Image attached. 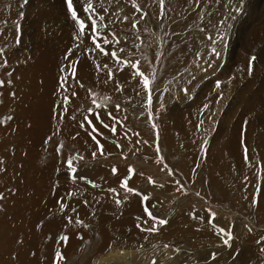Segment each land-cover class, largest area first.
I'll return each mask as SVG.
<instances>
[{
    "label": "rangeland",
    "instance_id": "rangeland-1",
    "mask_svg": "<svg viewBox=\"0 0 264 264\" xmlns=\"http://www.w3.org/2000/svg\"><path fill=\"white\" fill-rule=\"evenodd\" d=\"M73 2L78 15H86L77 0ZM92 2L97 12L105 17L103 24L107 27L98 24L101 36L108 33L110 43L104 47L109 51L117 50L130 64L139 60V70L149 78L152 102L147 103L142 78H133L130 64L120 71V65L110 54L104 55L94 48L88 39L87 27L91 25L87 21L86 34L76 38L79 25L71 19L65 0H9L12 10L18 11L12 12L15 24L31 45L38 44L40 31L21 12L27 6L43 4L50 15L47 42L51 55L65 65L70 58L73 61L74 75L73 68L68 69V66L63 65L71 73L61 71V77L66 78V124L72 122L76 127L85 128L89 125L85 117L90 119L93 112L108 114L107 111L117 112L118 122L112 124L116 133L106 128L95 133L97 153L88 156L84 152L86 148L74 143L81 133L79 128L66 127L64 138L44 135L40 121L46 116V103L37 98L35 105L33 96L24 102L20 97L28 96L29 92L13 99L5 87L17 86L15 65L0 68V79L11 81L0 88V100L4 101L0 104V193L5 197L0 201L3 206L0 211V264L5 255L10 256L11 262L21 264H29L28 258H34L26 248L27 255L18 259V254L24 253L19 229L24 218H32L40 205L37 200V203L31 200L36 196L39 200L38 194L43 192L45 184L41 172L45 175L47 171V177L53 179L50 186L54 195L66 194L61 190L63 185L74 197L76 193L88 195L94 187L96 190L95 196L90 195L94 203L93 208L88 209L90 218L71 226L72 230H78L75 232L78 238L71 239L66 230L62 234L68 236L66 242L59 239L55 230L38 238L41 251L53 259L52 264H57V252L63 256L59 264H95L111 250L127 247L139 249L144 254L120 264H153V261L155 264H262L259 258L264 257V252L260 248L264 244L256 241L264 237V223L257 219L256 207L264 186L263 154L259 149L264 140V0H165L164 9L160 8L158 0ZM141 10L147 16L142 17ZM125 16L127 21L123 20ZM137 20L139 24L134 28L132 25ZM218 35L226 37L223 43L216 39ZM117 38L119 43H113ZM213 47L219 55L212 52ZM121 48L124 52H119ZM69 51L71 55L66 60L65 54ZM31 56L34 62L36 54ZM253 56L256 60L249 75V60ZM85 65L94 70L82 73ZM109 71L113 79H108ZM8 72L12 75L8 76ZM217 83L221 85L219 88ZM117 84L122 85V91L117 90ZM59 98H54L57 104ZM155 102L159 103L158 107ZM116 105H120L119 110ZM166 106L172 110L165 112ZM56 108L59 107L53 109ZM161 111L162 115H158ZM8 116L14 119L7 120ZM100 117L93 119L102 124ZM38 124L42 128L36 127ZM256 129L263 135L255 132ZM167 133L175 142L172 146L165 142ZM234 133L238 134L242 145L236 152L223 147L225 140ZM197 142L199 156L194 149ZM179 145L188 151L180 150ZM212 155L219 157L221 167L225 164L226 168L230 167L232 171H228V176L231 178L239 174L235 164H241L239 168L245 170V174L244 178H239L238 185H223L221 176L210 174L208 159ZM69 159L77 169L76 176L70 174ZM129 167L134 169L133 178L134 175L139 177V180L135 178V184L131 178L133 181H129L133 184L129 186L139 195L121 187L122 180L129 175ZM113 168L117 169L116 174ZM169 171L173 174L169 175ZM149 177L154 183L148 182ZM177 180L183 186L182 192L177 191ZM246 190L252 191L250 198L245 196ZM236 192L241 199L238 204L234 197ZM118 199L122 203L117 204L113 212L108 211L111 201ZM25 200L31 203L26 205ZM123 201L128 204L127 210ZM28 207L34 211L29 210V216L23 215L21 212ZM148 211L168 223L157 225L158 231H146L153 226ZM41 212L44 214L45 210ZM95 213L97 219L93 218ZM11 214L13 216H9ZM200 219L208 224L205 229L210 235L188 228L183 232L185 236H180L178 231L182 224L204 227ZM238 222L243 225L241 229H238ZM221 228L231 233V247L223 245L225 236L220 234ZM135 233L143 236L136 238ZM248 235L251 238L247 240ZM248 249L252 251L246 252ZM212 253H216L215 259ZM40 254L37 255L39 259ZM37 256L35 260L40 261ZM118 259L104 264H116ZM42 262L43 259L39 263Z\"/></svg>",
    "mask_w": 264,
    "mask_h": 264
},
{
    "label": "bare ground",
    "instance_id": "bare-ground-1",
    "mask_svg": "<svg viewBox=\"0 0 264 264\" xmlns=\"http://www.w3.org/2000/svg\"><path fill=\"white\" fill-rule=\"evenodd\" d=\"M4 5H6V10L4 9ZM12 9H13V6L9 4V0H0V48L4 50L3 57L7 59V62H8L7 64L13 63L15 65V73L17 76V83H16L17 86H6L5 88L9 92H14L15 95L17 96L25 95L29 92L28 96H24L20 98L24 102H28L31 96H33L35 105L37 103V98H42L43 103L44 102L46 103V108H47V110L45 109L46 116L42 117L43 118L42 120L40 118H37L38 120L39 119L41 120V121L39 120L40 124L44 126L42 133H44V135L46 136L50 135V137L59 136V137L64 138V135L66 133V127L79 128V127H76V125L72 122H68L66 124V99H65L66 98V83H61V81L66 80V78L61 77V71L63 72L65 70L66 72L71 73V71H69L68 69L73 68L72 67L73 61L71 58L68 61H66L68 69H64L63 65L65 66V62L59 61V60L56 61L57 59L51 55L49 48H48V42H47L48 31H49L48 30L49 24L47 23V21L50 20L49 19L50 15L46 11L45 6L43 4L35 5L34 7L27 6L25 10L21 12L25 17L30 19L35 24L37 29L40 31L39 32V42L37 45H31L27 42L26 34L16 26L14 17L12 15V12H18V11L12 10ZM17 41L19 42L17 43ZM32 53L36 54L34 62H32V56H31ZM13 55L15 57H13ZM87 70H94V69L88 65H85L81 68L82 73L86 72ZM99 80H102V79L100 78ZM52 96L53 97L55 96L56 100H57V97L58 98L60 97L59 102L57 101L58 104L56 103V100L54 99L55 97L53 98ZM39 100L40 99H38V101ZM155 103L157 104V107H158L159 103L158 102H155ZM15 104L17 108H19L18 100L15 101ZM54 106H58L59 108L53 109ZM163 110H165V112H168L172 110V107L166 106L163 108ZM173 110L175 111V109ZM107 113H112L116 117L115 113L117 112L107 111ZM158 115H162V111L158 112ZM100 116H101L100 118L102 119L103 123H108L111 126L112 124L117 125L110 120V118L108 117L106 113L102 112L100 113ZM90 119L93 121V123L91 125L86 126L85 128H79L81 130V133H79L74 140L75 144L86 148L84 152L88 156L93 155V153H97L96 141L98 142V136L95 133H98L105 129L103 127V124H98L99 122L93 119V116H91ZM36 127H39V129L42 128V126H40L39 124ZM255 132L260 133L259 129H256ZM172 134H175V132ZM200 141L202 142V140ZM165 142L167 146H172L173 143L175 144V142L173 141V137L169 136L168 133L165 134ZM198 144L199 142L194 144V149H195L196 154L199 156L200 150L199 149H198L199 151L197 150ZM224 145H225L223 146L224 149L228 151H233V152L240 150L242 147L237 133H234L232 137L226 139ZM178 148L180 150L188 151L187 148L180 147V145L178 146ZM259 149L263 154L261 156V153H260V156H261L262 163L264 164V140L261 141V144L259 145ZM219 162H220V159L218 156L212 155L209 157L208 163L210 164V168H209L210 174H212L213 176V173H214L217 176H221L220 180L223 185H227V184L238 185L239 178L241 179L244 178V174H245L244 173L245 170L239 168V165L241 166V164L239 163H238L239 165L235 164V166L237 167L235 170L239 174L237 175L236 178H231L228 176V171L231 170L229 169L230 167L226 168L225 167L226 164L223 167H221L219 165ZM241 171L243 173H241ZM41 174H42V177L44 178V183H45L43 192L38 194L39 200L37 199V196L31 200V202H36V203L37 201L40 202V205H37V207L35 206L36 208L34 207L35 212L34 214L31 213L33 214L32 218L28 215L29 213L28 211L31 210L30 208L32 207L31 205L33 203L29 206L30 208L28 207L26 211L21 212L23 213V215H28L29 217L27 218H30V220L27 218H24L22 226L19 229V238H21L20 241H21V246L23 248L22 250L24 253L22 254V251H21V254H18V259H21L22 257H24L23 255L25 256L27 255L28 253L26 251V248H27L28 251L31 253V255L34 257L33 259H31L32 257H29V258L26 257L28 258L29 264H52L53 259L49 257L44 250L41 251V247L38 242V238L45 237L48 232L55 230L58 233V237H60V235L64 234V231L66 230L70 238L71 237L78 238V236H75L76 235L75 232L77 231L78 233V230L76 231H74L75 229L72 230L71 226L76 223L78 224V222L83 219L90 218V213L88 209H92L94 205L91 199L92 197L90 198V195L95 196L94 193L96 191L94 187L92 188V191L88 194L89 196L85 194L78 196V194L74 190L73 192L76 193V196L74 197L68 194L70 190L67 192L68 189L66 188V186L64 188L63 187L64 185H63L61 187V190L66 194L63 196H61L62 193L58 195H54L51 191V186H50L53 179L49 176L52 180L51 181L48 180L49 178L47 177L48 171L45 172V175L42 172ZM248 174L250 173L246 172V175ZM99 175H100V172L97 173L98 177ZM134 177L135 178L137 177L139 180L138 176L134 175ZM135 178H133L134 181L133 179H130L133 181L134 184L137 181V180L135 181ZM56 179L57 178H55L54 180ZM132 181L131 182L129 181L130 182L129 184H131ZM12 186L13 185L11 184L10 188ZM102 187H104L107 190L113 189V188L107 187L106 185L104 186L102 185ZM239 188L240 186H237V189ZM238 194H239L238 192L234 194V197L237 200L236 204H238V200H241V199H238ZM251 194H252L251 190L245 191L246 197L250 198ZM105 195L108 197L107 193H105ZM229 196L232 197V194L230 193ZM60 200L64 201L65 203L64 208H62L60 204L58 203V201ZM85 201L87 203H85ZM31 202L29 201L26 202L25 200L26 205L30 204ZM36 203H34L33 206L36 205ZM123 203H125V201H123ZM116 205H117L116 201H111V203L108 205L107 210L113 212V210L116 209ZM125 205H126L125 209L127 210L128 204L125 203ZM43 209L45 210L44 214H42L41 212V210ZM32 210L34 211V209ZM202 213L203 215H205L206 211H203ZM59 215H61L60 219L57 218V216ZM9 216H13V214ZM256 216H258L257 219L259 220L260 223H264V186H263V189L261 188V196L258 200V204L256 207ZM69 217L72 218L71 222H69L68 220ZM93 218L94 219L98 218V216H96V213L93 215ZM200 221L203 222L204 227L196 226L192 223L191 224L180 223L182 225L180 226L181 229L178 231V233H180L181 237H184L185 235L183 234V232H185L186 229L190 228L193 230V228H196L193 231L195 232L203 231L204 235H210L208 230L205 229L207 227L206 225L208 224H205L203 219H200ZM238 225H239L238 229L239 228L241 229L243 226V225L241 226L239 222H238ZM104 229H105V224L103 223L102 230ZM254 234L256 235V233ZM250 235L246 236L247 240L251 238ZM258 235L259 234H257L256 236ZM141 236L143 235L135 233L136 238H141ZM177 236L179 235L177 234ZM134 247L138 248V246H134ZM65 249H66V246H65ZM250 251H252V249H248L246 252H250ZM39 252H41L40 254L41 259H43L42 263H39L41 262V259H39L37 256ZM34 254H36L37 258L40 261L35 260L36 256ZM142 254H144L142 251H140L139 249L134 250V248L132 247H127V248H124L123 250L113 249L109 253L104 255L105 256V257L103 256L104 258H101L97 262L95 261L96 262L95 264H104L106 261H110V260L113 261L117 259L118 257L119 259L117 260L116 264L127 263L128 260L132 261V260L138 259ZM260 258H262V261ZM260 258H259V263L264 264V257L261 256ZM2 259H3V262L1 264H15V263L21 264L18 261L11 262L9 255L2 256Z\"/></svg>",
    "mask_w": 264,
    "mask_h": 264
},
{
    "label": "snow or ice",
    "instance_id": "snow-or-ice-1",
    "mask_svg": "<svg viewBox=\"0 0 264 264\" xmlns=\"http://www.w3.org/2000/svg\"><path fill=\"white\" fill-rule=\"evenodd\" d=\"M158 3H159V6H160L161 9L165 8V0H158ZM65 4H66V8H67L68 12L71 15V19L75 23H77L79 25V34H78V36L76 38L79 39L81 36L86 34L85 33V29L87 27V25H86V21H87L88 24L91 25V27H87L88 39H90L92 41L94 48L96 50H98L99 52H101L102 54H104V55H109L110 54L111 58L118 65H120V69L119 70L123 71L124 66L129 65L130 62H129L128 59L120 57L118 55L117 50H110L109 51L108 49H106L104 47V45H107V44L110 43V41L108 39V33H105L103 36H101L99 34L98 24L102 25L104 27H107L106 24H103V22L105 20V17L103 15H100L97 12V10L95 9V7L93 5L92 0H77V4H79L81 6L82 13L86 14V15H78V11H77V8L74 7L73 0H65ZM134 7L138 8L139 6L134 4ZM141 16L142 17L143 16H147V13H144L141 10ZM127 19L128 18L126 16L123 18L124 21H127ZM138 24H139V20L135 21L132 26L134 28H136L138 26ZM93 29H97V30L94 32ZM112 35H113V37H115V33H112ZM212 39H213L212 37H209V40H212ZM216 39L219 40L221 43H223L225 41L226 37L224 35H218L216 37ZM18 42L19 41H17V43ZM112 42L113 43H119V39L118 38L114 39ZM3 51L4 50L2 48H0V68H6L7 67V63H8L7 59L3 57ZM119 52H124V49L123 48L119 49ZM212 52L216 53L217 55H219V53L217 52L215 47L212 48ZM70 55H71V52L70 51L67 52L65 54V59L67 60L70 57ZM255 60H256V57H254V56L251 57V59L249 60V65H248V74L249 75L252 74L253 65H254V61ZM139 63H140L139 60H137L135 63H131L130 64V67L134 70L132 72V76H133V78H135L136 76H139V77L142 78L143 86H144V88L147 91V103L150 105L151 102H152V90H151V88L148 87L149 78L143 71L139 70V68H138ZM65 67H67V65H65ZM97 67L99 68V65H97ZM104 68L107 69L108 65L105 64ZM72 73L74 75L75 68L72 69ZM7 75L11 76L12 73L8 72ZM108 79H113V73L111 71L108 72ZM10 82L11 81H6V80H3V79H0V88L4 87L7 83H10ZM61 83H66V80L61 81ZM80 86H83V85H80ZM220 86H221L220 83H217L216 87L219 88ZM116 88H117L118 91H122L123 90L122 85H119V84L116 85ZM9 95H11L13 97V99L16 98V95H15L14 92H9ZM73 95H75V93H73ZM65 99H67V97ZM3 102H4L3 100H0V104H3ZM93 103H95V101H93ZM99 107L100 106L97 105V108H99ZM207 107H208V105H205L206 109H207ZM116 109L119 110L120 109V105H116ZM107 115H108V117L110 118V120L113 123L118 122L117 118L112 113H108ZM92 116H93L94 119H99L100 114L98 112H93ZM6 119L7 120H12V119H14V117L8 116V117H6ZM85 122L88 123L89 125H91L93 123V121L88 119L87 117H85ZM101 123L103 124L104 128L109 129L112 133H116L117 130H116L115 127L111 126L108 123H103V121H101ZM201 123H203V121H201ZM136 135H139V134L137 133ZM59 147H62V146H59ZM117 147H120V145L118 144ZM101 154H103V153H101ZM95 155H96V153H93V156H95ZM80 159L82 160L83 157H80ZM67 164H68V167L73 172L77 171V169L73 168V160L72 159H69L67 161ZM249 164H250V161H249ZM112 171H113L114 174L117 173V169H115V168H113ZM128 171H129V175L126 176L122 180L121 187L124 188L128 193H135V194L139 195L140 193L136 189H134L133 187L129 186V180L132 178V174L134 173V169L129 167ZM172 174L173 173L171 171H169V175H172ZM76 178H82V177H76ZM148 182L149 183H154L152 181L151 177L148 178ZM89 183H91V182H89ZM175 183L177 184V191L182 192L183 191V186L180 184V181L177 180ZM161 187H162V185H161ZM110 191H112L114 193L116 192L115 189H110ZM196 195H199V193H196ZM4 199H5L4 195L2 193H0V201H3ZM145 199H147V197H145ZM255 202L256 201H254V203ZM58 203L60 204V206L62 208L65 207V203H64L63 200L58 201ZM85 203H87V202L85 201ZM116 203L120 204V203H122V201L118 199V200H116ZM0 211H3V206L2 205H0ZM147 215L153 221V226L145 229L148 232L158 231L157 225L163 226V225H166L168 223V221L166 219L158 218L157 216H154L151 211H148ZM214 216H215V213H212V217H214ZM68 220H69V222H71L72 218L69 217ZM249 231L251 232L252 229L249 228ZM220 234L225 236V238L222 240L223 245H225L227 247H231L230 241L233 239L231 233H229L225 229L221 228L220 229ZM59 239L66 242L68 240V236L62 235V236L59 237ZM80 239H83V236H81ZM256 243L257 244H264V237H261V239L257 240ZM177 251H179V249H177ZM260 251L264 252V247H261ZM211 256H212L213 259H215L216 258V253H212ZM56 259H57V264H59V262L63 260V256H62V254L60 252L56 253ZM153 264H155V261H153Z\"/></svg>",
    "mask_w": 264,
    "mask_h": 264
}]
</instances>
